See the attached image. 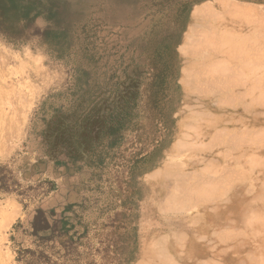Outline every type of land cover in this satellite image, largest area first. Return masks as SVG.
Wrapping results in <instances>:
<instances>
[{"label":"rangeland","instance_id":"obj_1","mask_svg":"<svg viewBox=\"0 0 264 264\" xmlns=\"http://www.w3.org/2000/svg\"><path fill=\"white\" fill-rule=\"evenodd\" d=\"M19 11L22 37L0 34V264H264V0Z\"/></svg>","mask_w":264,"mask_h":264},{"label":"trees","instance_id":"obj_2","mask_svg":"<svg viewBox=\"0 0 264 264\" xmlns=\"http://www.w3.org/2000/svg\"><path fill=\"white\" fill-rule=\"evenodd\" d=\"M46 3V0H0V34L7 39H18L22 37L23 29L9 24L13 15V10L18 7V21H27L31 16V9L39 10ZM38 14V13H37ZM35 17V16H33ZM4 189V184L0 185V190ZM45 213L37 210L32 221V230L34 234L38 232H46L51 229Z\"/></svg>","mask_w":264,"mask_h":264},{"label":"bare ground","instance_id":"obj_3","mask_svg":"<svg viewBox=\"0 0 264 264\" xmlns=\"http://www.w3.org/2000/svg\"><path fill=\"white\" fill-rule=\"evenodd\" d=\"M252 169V168H251ZM259 173V172H258ZM248 175V174H247ZM254 208V207H253ZM258 210V209H257ZM260 211V210H259ZM250 220V219H249ZM253 220V219H252ZM247 223V222H246ZM264 259V258H263ZM263 263H264V261H263Z\"/></svg>","mask_w":264,"mask_h":264}]
</instances>
